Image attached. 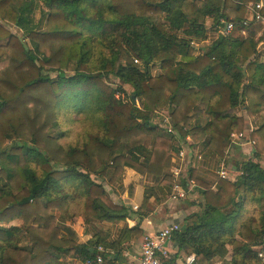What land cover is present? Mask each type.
<instances>
[{"label":"trees","instance_id":"1","mask_svg":"<svg viewBox=\"0 0 264 264\" xmlns=\"http://www.w3.org/2000/svg\"><path fill=\"white\" fill-rule=\"evenodd\" d=\"M261 2L0 0V224L20 223L0 227V264L93 259L59 221L128 218L129 208L115 205L99 181H121L129 166L171 187L178 140L191 136L226 158L246 118L264 116V29L257 38L258 22L245 24L248 6ZM42 6L47 15L38 26L33 14ZM222 20L234 31L197 55L188 39L209 38ZM109 76L119 80L116 91ZM165 102L177 137L154 123ZM238 109L246 117L229 114ZM250 138L254 160L237 164L236 181L213 188L192 174L201 200L191 205L200 210L173 235L176 257L262 264L264 169L257 160L264 158V122ZM142 234L140 227L125 231L118 245Z\"/></svg>","mask_w":264,"mask_h":264},{"label":"crops","instance_id":"2","mask_svg":"<svg viewBox=\"0 0 264 264\" xmlns=\"http://www.w3.org/2000/svg\"><path fill=\"white\" fill-rule=\"evenodd\" d=\"M215 36L216 33L212 34L211 40H214ZM210 47L207 44V50ZM258 49V54L261 60L264 61V43H261ZM152 74L156 73L153 72ZM160 108L166 111L171 110L168 102H165ZM201 108L202 110L205 109V105H201ZM229 114L237 116L245 115L240 109L231 110ZM155 121L154 123L160 127V117L157 114V110ZM263 122L264 116L248 119L246 120L245 131L249 132L257 129ZM183 144H186L187 147L185 177L194 180L192 174L196 173L198 179H204L210 183L214 172L218 169L222 160L213 152L207 150L202 144H196L194 140L191 142L186 140L185 143L177 141L179 149L184 148ZM240 151L242 152V155L239 156L240 159L250 154V149L248 148L233 147L229 149L228 155L233 159ZM197 152H202L203 160L201 162L195 160ZM175 155L176 152L173 154V160ZM99 182H103L108 196L115 205L129 208V217L124 220L114 221L93 219L88 223L79 217L64 223L59 221L58 227L63 231L67 229L71 230L78 244L87 247L91 254L96 255L98 247H103L106 251L105 264H139L141 245L147 234L155 233L174 224L185 225V218L188 215L185 204L194 195H191L186 201H169L171 187H166L163 184L162 178L147 175L136 168L127 166L121 181L113 184H109L105 180H100ZM198 188H200L199 185ZM192 202L194 201L191 200ZM135 207H138V209H135ZM149 222L151 225H149ZM12 226H20V223L0 224V227L5 228ZM137 227H140L143 231L141 236L131 235L122 245H118L125 231ZM169 248L176 255L177 246L175 243L170 244ZM65 263L87 264V261L81 260L78 256L70 255L65 258Z\"/></svg>","mask_w":264,"mask_h":264},{"label":"built area","instance_id":"3","mask_svg":"<svg viewBox=\"0 0 264 264\" xmlns=\"http://www.w3.org/2000/svg\"><path fill=\"white\" fill-rule=\"evenodd\" d=\"M263 7V2L256 5H249L248 11L250 17L248 19V22L245 24H248L251 21L264 23V17L261 14V10L263 9ZM234 29L235 26L233 23L222 20L220 25L217 27L215 39L230 35L234 31ZM213 42L214 40H211V35L205 40H196L193 38L188 39L189 46L195 50L197 55H203L206 51H208L209 49L207 50V44L211 46ZM135 62L138 63L137 60H135ZM153 72L156 73V71ZM116 99L119 100L120 96L116 95ZM157 114L160 117V128L167 135L177 137L171 121L170 110L166 111L165 109L159 108L157 110ZM254 130H251L249 132L244 131L242 133H235L231 135L229 149L233 147L250 149V154H247L245 157L240 159L238 163L254 160L253 156L255 154L256 142L250 138V135ZM186 140L188 142L193 141L191 136H187ZM185 141L181 143H185ZM186 148L187 147L185 144L184 148H181L176 152L175 158L173 160V165L170 170L172 186L169 193V201H186L198 188L197 182L195 180L185 177L187 157ZM228 153L229 150L226 153V158L220 162L218 169L214 172L212 181H210V185L212 184L213 188L216 187L218 181L220 180L234 182L238 177L236 168L233 169L228 167L229 161L232 159V157H230ZM195 160L198 162H201L203 160L202 152L196 153ZM135 209H138V207H135ZM149 225H151L150 222ZM182 227L183 226L174 224L155 233L147 234L144 237L141 245L139 264H196L197 261L194 254H190L185 257H176V255L173 254L171 249L169 248V245L173 243V235L179 232ZM97 251L98 253L94 256L93 259L88 260L87 264H105V249L103 247H98ZM258 258L261 260V263L264 264V250L258 253ZM218 263L223 264L222 260H215L212 264Z\"/></svg>","mask_w":264,"mask_h":264},{"label":"rangeland","instance_id":"4","mask_svg":"<svg viewBox=\"0 0 264 264\" xmlns=\"http://www.w3.org/2000/svg\"><path fill=\"white\" fill-rule=\"evenodd\" d=\"M203 1H204V0H203ZM45 15H47V10L44 8V6H42V9L40 8L35 14H33V20L35 21L36 25L39 26V25L42 23V18H43V16H45ZM206 23H207L208 26L210 25L209 27H211V25L213 24L211 20H206ZM252 28L257 30V32H258L257 38H259V37L262 35L263 29H264V24H262L261 22H258V23H256V24L252 25ZM10 31H11L13 34L19 36V37L23 40V42L26 44L27 48H30V47H31L29 41L26 40V39L23 37V31H22V30H20V29L17 28V27H11V28H10ZM241 34H242V36H246V35H247V34H243V33H241ZM236 35H238V34H236ZM261 48H262V47H261ZM51 76H52V77H56V76H57V73H55V74H51ZM105 82H106L107 84H109V85L112 87V89L115 90V91H116V90L119 88V86H120L119 80L116 79L114 76H109L108 78H105ZM126 90H127L128 93H130V92L132 91L129 87H126ZM240 110H241V112H243L242 109H240ZM243 113H244V112H243ZM244 116H245V115H244ZM246 119L248 120V118H246ZM156 120H157V119H156ZM154 122H156V121H154ZM245 129H246V127H245ZM245 129H244L243 131H245ZM240 155H242V152H241V151L239 152V154H237V155L234 156L235 158L233 157V159H231V160L229 161V164H228V167H229V168H233V169L236 168V166H237V164H238V161L240 160V158H239ZM254 155H255V154H254ZM257 162H259L260 165L262 166V168L264 169V158H260V159H258ZM231 182H232V181H231ZM211 185H212V184H211ZM199 194H200V188H197V189L195 190V192L192 194V195H194V196L191 197L190 199L193 200V201H200V200H201V199H200L201 196H200ZM191 200L185 204V207H186L187 210H188V214H189V213H192V212H194V211H198V210H200L199 207L195 208L194 206L191 205ZM257 224H259V222L256 223V225H257ZM228 249H229V252H228V254H227V258H228L229 261H231L232 258H233V248H232V246L230 245V246L228 247ZM218 264H220V263H218Z\"/></svg>","mask_w":264,"mask_h":264}]
</instances>
